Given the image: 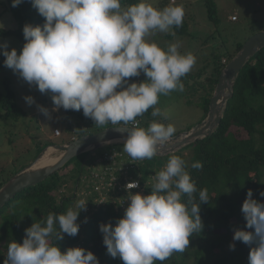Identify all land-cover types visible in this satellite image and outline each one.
<instances>
[{"label":"clouds","instance_id":"9594fccd","mask_svg":"<svg viewBox=\"0 0 264 264\" xmlns=\"http://www.w3.org/2000/svg\"><path fill=\"white\" fill-rule=\"evenodd\" d=\"M22 2L11 0V6L18 7ZM31 3L44 23L23 26L25 43L19 54L16 48L9 51L7 42L0 44L4 66L42 94L51 93L53 111L82 109L97 126L123 124L115 130L127 133L123 151L133 160H151L158 155L160 146L174 136L175 126L152 120L144 128L137 117L150 108L153 117L161 115L156 107L159 97L184 91L181 78L192 70L196 57L191 52L181 53L179 42L162 48L148 37L182 27L183 5L175 0L163 8L156 6V0H137L128 5L122 0ZM141 73L145 80L129 81ZM24 99L29 106L36 103L31 95ZM38 107L49 115L47 108ZM202 167L200 161L191 164L194 169ZM153 179L150 194L129 191L130 202L123 217L114 225L99 226L107 253L124 264L166 261L175 252L183 253L189 238L203 229L200 204L209 202V194L207 189L197 188L186 161L170 155ZM137 187L139 181L126 184L128 190ZM259 195L264 197V191ZM87 202L77 199L65 212H50L34 222L25 229L22 243L9 242L4 264H99L91 251L69 247L62 252L56 243L64 234H78L77 219ZM241 211L246 227L254 231L237 229L233 240L251 246L248 264H264V203L254 199L249 189ZM229 247L234 250L235 244Z\"/></svg>","mask_w":264,"mask_h":264},{"label":"trees","instance_id":"16d2710c","mask_svg":"<svg viewBox=\"0 0 264 264\" xmlns=\"http://www.w3.org/2000/svg\"><path fill=\"white\" fill-rule=\"evenodd\" d=\"M136 2L137 0H122L123 5ZM0 4L4 12L16 22V28L13 30L0 29V38L14 36L22 49L25 43L23 26L26 23L33 26L42 25L44 18L32 6L31 0H23L15 8L11 6V0H0ZM157 6L163 8V2L160 0ZM205 6L209 21L215 26L218 25L216 5L212 0H205ZM262 30L264 28L257 29L254 34ZM172 32L180 37L189 35L185 15L182 27L174 26ZM164 37H170V35ZM241 47L242 43H236L226 55H216L210 73L201 82L202 84L196 83L195 86L191 85L192 88L189 87V90L193 92L197 90L202 92L198 102L203 114L201 121L206 117L209 100L221 70ZM4 59L5 57L0 54V66L4 65ZM204 69H201L192 79L186 74L181 78L182 82L185 81L188 85L187 81L201 78ZM131 79L134 81L135 77ZM145 79V75H142V80ZM11 86L12 82L7 78L0 85V118L16 121L23 116L24 112L17 105L16 94ZM76 116L80 118L81 123L69 124L73 138L94 134L107 127L115 126L110 123L97 126L83 113H78ZM137 120L140 127L147 128L151 122L148 111L142 117H137ZM184 127V131H188L193 125ZM181 130L182 128L174 135L181 133ZM110 147L101 157L113 150L122 152L114 145ZM43 148L44 146L39 151ZM173 154L186 161L187 170L197 188L207 189L209 202L200 204L199 215L203 222V229L189 238L188 248L183 253L175 252L166 261H156L155 264H248L251 246L242 241H234L233 236L237 229L254 231V228L246 227V220L241 211L247 191L251 189L253 198L264 203V197L259 195L261 191H264V48L240 70L233 87V95L227 101L221 122L213 134L190 143ZM170 155L172 154L163 157L155 156L154 162L148 159L140 160L136 163V167L128 172L129 176L139 181L144 195L151 193L155 172L163 168ZM80 157L81 155L70 160L61 170L53 173L43 182L17 193L0 209V264H4L9 242L15 240L22 243L26 228L43 219L50 212L57 214L65 212L68 207L73 206L72 202L75 198L88 201L86 210H81L79 213L78 234L74 237L64 234L63 240L56 242L61 251L69 247H82L93 252L99 264H124L119 257L113 258L107 253L106 246L103 244V234L99 229L102 223L114 225L118 218L123 217L124 210L117 209L109 201L97 204L94 201L95 194H81L84 185L91 184L89 174L91 166L95 167L96 163L90 164V168H85V163H82ZM195 161L202 162V169L191 168V164ZM16 172L6 179L0 175V188ZM84 175H88L89 178L83 181ZM70 182L74 185L73 195H66L64 189ZM91 195L94 196L92 200L87 197ZM195 195L199 202L198 193ZM233 243L235 249L230 250L229 245Z\"/></svg>","mask_w":264,"mask_h":264},{"label":"rangeland","instance_id":"374dc122","mask_svg":"<svg viewBox=\"0 0 264 264\" xmlns=\"http://www.w3.org/2000/svg\"><path fill=\"white\" fill-rule=\"evenodd\" d=\"M159 1L156 0V6ZM161 1L163 6L171 3V0ZM212 2L217 8L218 25L215 26L209 21L205 0H175L176 4H182L184 7L189 35L181 37L172 35L171 30L169 33L158 32L148 37L150 41L156 42L162 48H166L169 43L179 42L181 53L191 52L196 57V63L188 73L191 79L195 78L200 70L205 68L201 78H196L195 81H187L188 85L185 84V81L183 82L185 86L183 92L173 91L167 96L161 95L159 97V103L156 107L161 110L160 116L153 117L151 115L152 109L148 110L151 121L157 120L164 124L171 123L175 126L176 132L181 128L183 132L186 125H193L192 128H194L202 122L203 114L198 104L202 92L201 90L193 92L191 89L189 90V87L192 88L191 85L195 86L196 83L202 84L201 82L210 73L214 57L220 54L226 55L228 51H231L233 44H244L255 33V30L264 28V0H212ZM0 24L3 25L2 29L4 30L16 28V22L4 12L1 4ZM168 34L170 37H164ZM5 42L8 44L9 51L16 48L19 54L21 47L16 37L0 38V44ZM142 75L144 74L141 73L140 77H135L134 81L131 78L128 79L130 82L139 83L143 81ZM5 78L12 82L11 87L16 94V103L24 112L23 116L16 121L4 117L0 118V175L6 179L14 172H18L30 164L43 146L70 142L72 132L69 130V124L77 122L80 124L81 120L76 114L83 113V111L82 109L75 111L64 110L63 108L53 111L51 93L42 94L35 86L30 87L11 69L2 65L0 66V85ZM29 95L34 97L36 102L31 106L24 99L25 96ZM189 102L191 104L188 105ZM38 105L47 108L49 115L46 116L41 112ZM55 129L60 132L59 137L54 136ZM114 147L123 151V144L114 145ZM110 148L107 146L93 153L81 155L82 163H85L84 167L89 168L90 164H95L103 152H107ZM57 155L58 153L54 152L48 157L53 159ZM149 161L154 162L153 159ZM99 168H101V164L96 163L94 169ZM73 188L74 185L70 182L64 189L65 194L73 195ZM94 196L87 197L92 200ZM77 199H73L72 203ZM113 199L116 200L117 196L111 194L107 200L111 202Z\"/></svg>","mask_w":264,"mask_h":264},{"label":"water","instance_id":"95a60500","mask_svg":"<svg viewBox=\"0 0 264 264\" xmlns=\"http://www.w3.org/2000/svg\"><path fill=\"white\" fill-rule=\"evenodd\" d=\"M263 48L264 30L247 39L241 49L223 67L209 100L204 120L194 128L174 135L167 143L160 146L156 157L173 154L184 146L213 134L221 122L227 101L233 95V87L240 70ZM118 127H124V125L107 127L94 134L74 138L66 144H50L44 147L30 164L15 173L2 185L0 188V209L17 193L43 182L53 173L61 170L73 158L92 153L103 147L123 144L127 133L116 131L115 128ZM54 152H57L58 155L49 162L43 163V160Z\"/></svg>","mask_w":264,"mask_h":264},{"label":"built area","instance_id":"2783aa9c","mask_svg":"<svg viewBox=\"0 0 264 264\" xmlns=\"http://www.w3.org/2000/svg\"><path fill=\"white\" fill-rule=\"evenodd\" d=\"M131 126V124L129 125ZM61 134L58 130H54V136L59 137ZM140 160H133L126 152L112 151L104 154L101 158H98L96 163L103 164L100 169H94L91 166L90 178L91 184H85L82 188V195L96 194L94 201L97 204H103L108 202V198L111 194L117 196V199H113L111 202L118 209L125 210L128 206L127 196L128 192L143 193V189L139 183V187L128 190L126 184L132 181H138L132 176L128 175L129 171H132L136 167V163ZM90 168V167H89ZM96 170V171H95ZM88 175H84L83 181L89 178Z\"/></svg>","mask_w":264,"mask_h":264},{"label":"bare ground","instance_id":"6f19581e","mask_svg":"<svg viewBox=\"0 0 264 264\" xmlns=\"http://www.w3.org/2000/svg\"><path fill=\"white\" fill-rule=\"evenodd\" d=\"M51 158L47 157L46 159L43 160V163L49 162Z\"/></svg>","mask_w":264,"mask_h":264},{"label":"crops","instance_id":"0c3cea01","mask_svg":"<svg viewBox=\"0 0 264 264\" xmlns=\"http://www.w3.org/2000/svg\"><path fill=\"white\" fill-rule=\"evenodd\" d=\"M53 134H54V132H53ZM74 138L71 136V140H73Z\"/></svg>","mask_w":264,"mask_h":264}]
</instances>
